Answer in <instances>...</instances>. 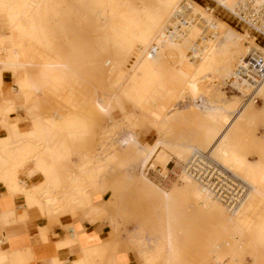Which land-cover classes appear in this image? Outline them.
<instances>
[{
  "label": "bare ground",
  "instance_id": "6f19581e",
  "mask_svg": "<svg viewBox=\"0 0 264 264\" xmlns=\"http://www.w3.org/2000/svg\"><path fill=\"white\" fill-rule=\"evenodd\" d=\"M108 1L111 0H73V2L78 5L79 9L76 13V17L80 22H89L90 29L92 33L96 35V39H94L95 41L89 47L88 51L72 49L70 52L65 53L61 51V45L64 44L66 38L63 36L64 34L62 36L53 37L59 41V44L54 50H51L47 47V43L41 41L43 39V34L46 33L41 25H38V27L35 28L27 27L26 22L34 18V14L42 10L43 7L44 9H47L43 4L44 0H26L24 4L18 2L8 4L9 0H0L1 27L6 29L5 31L8 34L7 43L9 44V47L5 49L6 55H3L4 57L0 56V67L17 65L25 70V78L18 81L17 85L19 91L23 93L26 98L25 106L36 112L33 124H31L33 127L38 126L49 129L45 132V136L48 138L51 134L68 135L67 133L61 132L70 126H74L77 129L76 131H80L84 135L94 134L97 126L100 125L99 121L101 118L108 115H110V120L113 123H110V127H106V130L104 131L106 133L113 131L117 127H122V125L124 127L127 126L129 129L131 128L128 125H131L132 123L133 125H136V129L130 133L129 130L128 135H126V133H120V136L118 135V137L113 135V138L110 141L107 140L108 142L102 141V145L100 144V146L97 147V150L101 153H96V159L92 156L90 160L93 162L80 166L79 175L82 177L89 176L92 179L90 183L97 186L100 190L103 189L102 169L110 168L112 163L114 164H112L113 167L120 169L121 171H129L130 173H133L135 170H144L145 165L150 162L148 159L154 154L161 156V160L165 159L164 153L161 154L160 151L158 152L159 145L163 144L162 138L157 137L153 142L151 141L152 143L143 142V139L139 136L141 124H152L161 132L163 130L167 131V129L168 133L174 134L178 132L176 128L175 131L172 129L169 130V128H172L176 123L175 117L179 113L176 112L175 105H173L174 100H176V98L178 99V97H187L188 94H193V90L198 82L217 77L215 67L220 64L222 59L226 58V53L228 52L229 47H232V50L236 54H243L241 35L229 37V35L225 34V27L223 24L215 23L213 27H210L206 19L202 16V13H205L206 10L202 7L199 8L193 0H154L158 3L156 7V9L158 8L156 14L158 20L155 24L149 26V29L145 33H138V31L131 32L129 30V24L124 21L126 11L123 9L118 10L115 13V20L112 22V25L108 27L110 20L107 17V11L101 9V5ZM216 2L223 4L229 10L233 11L238 0H216ZM70 4L72 3L70 2ZM56 7L59 9L63 8L62 2H58ZM23 20L26 22L24 23ZM35 32L38 33L36 39H38V43L40 41L45 52L42 54V58L36 57L32 62L28 60L30 55L29 42L32 40ZM191 32H200V35L203 38L207 37L209 32L212 33V41L206 46L207 50L204 52V57L206 58L204 64L197 65L200 58L192 52H185V56L177 63L167 65L166 63L156 61L155 54L158 53V51L169 50L172 45L181 44L184 40L188 39L187 35ZM243 34L247 37L245 33ZM112 45L116 46L115 55L110 56L107 60L103 61L101 53L107 52L111 49ZM251 48L252 47H249L248 51ZM247 52L245 53V56ZM128 59H131V61H128ZM125 62L130 63L126 64ZM32 64H34L36 68L37 78L35 79L31 78L29 74V66ZM195 64L197 65V67L195 66L196 71L191 72L184 68L185 65L190 67ZM84 65L89 68L109 66V69L111 68V70L114 71L111 78L113 79L112 81H114L113 85L116 87L110 88L103 86L100 87V89H96L92 97L89 98L85 110H74L73 115H77V118L79 119H76V122L74 123L70 122L71 116L65 119L60 115H57V117H54L51 114L46 115L47 112L41 110V102L37 95L48 91L52 98H60V96H58V94H60V83H69ZM248 81L249 80H247V82ZM238 83L240 92H243V80L242 82L239 80ZM70 91L73 90L71 89ZM256 95L260 97L262 101L261 104L257 105L253 101L247 100L242 109L240 111L238 110V113L236 112L237 115H239L244 108H255L258 112L264 113V81L256 88ZM153 97L159 99L161 103L158 108L151 107L149 104V101ZM126 101H130L135 107L134 113L128 111L127 116L124 114L121 106V104ZM8 103H10V106H8L9 108L16 109L13 103ZM177 103L175 102L176 105L180 104ZM3 105H5V103H3ZM58 108L59 107L57 106L56 113L59 110ZM115 111H119L122 116L118 119L113 118L112 113ZM142 111L146 113L148 112L150 120L144 121L139 117V114ZM235 116L233 117L235 118ZM191 123L193 122L190 121V125ZM200 123L201 122H198L199 125L196 123H193L194 125L192 124L194 130L191 131V134L194 137L200 134ZM205 124L206 126L204 125L205 127L202 128V130L215 132V129H217L215 126L216 124ZM229 127L230 123L225 125L221 131L219 130L220 132L219 136H217V142H220L223 139ZM97 133L99 134V132ZM180 133L181 132H179V137L176 141L177 144L179 143V139H181ZM108 135L110 136V133ZM257 140V135H252L249 143L251 144L250 146H255ZM109 143L114 149L111 155L109 154V156H105L102 152L103 150L106 151L108 150L107 148H110V146H107V148L105 147V144ZM214 143H216V141ZM213 148L212 145L211 148L206 150L195 148L192 152L194 150L207 151L213 157ZM45 150L50 158V164L48 165H44L42 162L38 161V158L35 155L36 153L34 154L33 150L27 153L19 162V165L23 167L29 160L32 161L34 166L33 171L39 172L42 176V181L39 184L27 185L24 180L18 178V172L11 169L0 170V179L6 182V186L10 190L9 193L12 195L9 197H15L13 195L20 193L23 197L22 205L24 207H32L42 213L50 210L48 196L44 195L46 193V190L44 189L49 183L47 178L50 176V169L59 167L60 163L67 159V155L62 149L55 150L52 146L48 145V143L45 145ZM126 151L129 153L125 154ZM177 153H180V155L182 154L181 152ZM190 154L184 159L178 158V154L177 157L169 156V159L176 157L180 160H186ZM220 156L222 163L218 162L231 170L233 174L241 179L246 185L244 198L233 209H228L223 203L214 198L206 189L201 187L195 180L187 175H182L179 181L172 183L171 186L179 184L176 188L182 191L187 202L194 208V210L196 209V211H199L202 208L205 209L207 213L218 212L219 220L215 227H224L230 236L232 231L239 232L240 229L245 228V225H248L247 219L240 217L238 212L249 200L250 194H256L258 196V202L264 203V153L261 152L258 155H255L245 152V154H242L241 152H238L234 146L227 144L225 148L221 149ZM152 163L155 164L153 161ZM166 163L164 165H157L165 167ZM232 167L239 170L242 177L234 172ZM143 170V176L147 178ZM30 173L31 170L28 171V174ZM147 179L150 180L149 178ZM150 181L161 189H168L171 187H161L152 180ZM116 184V182H113L114 186ZM87 188L73 184L65 192L67 196L66 199L72 201L81 195H85L86 199H84L86 200V205L92 212H94L99 208H102V206L92 204L91 198L88 196L89 193L86 190ZM138 189L140 193H143L147 197H159V208L155 212V216L159 217L161 232L156 237H158L157 239H160L162 248L167 250V253H169L173 259H176L180 244L179 238L181 237L179 230L176 228L180 219V214L174 209H170L168 206L169 200L175 194L172 192L159 193L150 183H147L145 186H140L139 184ZM14 210L15 207L12 204L9 210L4 212L0 211V222L3 224L16 223V218L13 220L10 219ZM117 214L118 213H114L112 215V224L110 225L112 230H116L119 227L120 221ZM216 230L217 229H214L213 232ZM251 230L253 232L252 240L254 244H252L253 242L251 243L253 250L251 249V252L249 253L247 251H240L238 247V249H236L233 244L241 235H234L237 236L238 239L236 238L237 240L234 239V241H232L233 247L230 248L227 253H221L216 250L217 238L215 234L207 237L205 244L209 250L214 252L210 264H240L239 259H241L242 255L246 253H248L246 256H249L253 260V264H264V226H256V228ZM232 237H230V239ZM127 240L130 243L137 242L141 243V246L143 245V248L139 251L143 258L144 253H146L145 251L150 247L151 238H147L141 233H134L129 235ZM2 241L4 243V240H1L0 242ZM236 245L238 246V243ZM256 248L258 249L256 250ZM249 250L250 249H248V251ZM7 254L8 249L4 251L0 249V264H9L6 260ZM246 256L244 257L246 258ZM73 264H78V262L75 261Z\"/></svg>",
  "mask_w": 264,
  "mask_h": 264
},
{
  "label": "rangeland",
  "instance_id": "374dc122",
  "mask_svg": "<svg viewBox=\"0 0 264 264\" xmlns=\"http://www.w3.org/2000/svg\"><path fill=\"white\" fill-rule=\"evenodd\" d=\"M25 1L26 0H9L8 4L13 2L24 4ZM60 1L62 2L63 8L59 9L56 5ZM193 1L199 8L202 7L206 10L205 13H202V16L206 19L210 27H213L215 23L223 24L225 27V34L229 35V37L241 35L243 54L238 55L232 50V47H229V50L226 53V58L222 59L220 64L215 67L217 77L198 82L193 90V94H188L187 97H178V99L176 98V100H174L173 105H175L174 107L175 110H177L176 112L179 113L175 117L176 123L172 126V128H169V130L172 129L175 131L176 128L178 132L174 134L168 133V127L166 128L167 131L163 130L161 132L152 124H149L147 129L140 132L143 142L152 143L157 137H161L163 140V144L158 147V152L160 151L161 154L164 153L165 159L161 160V156L154 154L148 159V161L150 160L155 164L164 165L169 159V156L177 157L178 154V158L184 159L192 152L193 149L198 148L206 150L211 148V145L214 147L212 155L220 163H222L220 156L221 149L225 148L227 144L234 146L238 152L245 149V152L255 155H258L261 152L264 153V143L260 139V136H264V113L258 112L255 108H244L241 113L237 115L245 104V102H241V95L243 94L244 89L243 92H240L238 88L240 78L238 77L237 70L243 63L245 53L248 51L249 47H258V44L254 41L252 34L246 30L244 26L236 24V21L229 13L231 10L223 4L216 2V0ZM70 2L72 4H70ZM43 4L47 7V9H44L43 7L42 10L34 14V18L31 20H28L27 22L23 20L24 23H27V27L35 28L38 27V25H41L46 32L43 34V39L41 41L47 43V47L51 50H54L59 44V41L53 37L62 36L64 34L63 36L66 38L64 44L61 45L62 52L67 53L72 49L88 51L89 47L94 43L96 35L92 33L89 22H80L76 17V13L79 10L78 5H76L73 0H44ZM157 4L158 3L154 0H111L104 2L101 5V9L107 11V17L110 20L108 27L111 26L112 22L115 20V13L118 10L123 9L126 11L124 21L129 24V30L131 32L138 31V33H145L149 29V26H152L158 20L156 18L158 11V8L156 9ZM1 26L0 22V27ZM243 33H245L247 37L244 36ZM37 36L38 33L35 32L32 40L29 42L30 55L28 60L32 62L36 57L42 58V54L45 52V49L41 45L40 41L38 43V39H36ZM187 36L188 39L184 40L181 44H174L169 50L158 51V53L155 54L156 61L166 63L167 65L177 63L185 56V52H192L200 58L197 65L204 64L206 62L204 52L207 50L206 46L212 41V33L209 32L208 36L205 38L200 35V32H191ZM115 50L116 46L112 45L111 49L107 52H102L101 56L103 61L107 60L110 56H114ZM129 60L131 61V59H128V61ZM125 63L129 64L130 62ZM197 65L195 64L190 67L185 65L184 68L192 72L196 71ZM85 66L86 65L79 69V72L74 76L73 80L69 81V83H60V94H58V96L64 99V101L66 100L65 102H67V106L65 104H61L58 106L59 110L57 113V109H55V112L51 114L52 116L57 117V115H60L65 119L71 116L70 122L74 123L76 122V119L79 120L77 115H73L74 110H85L87 108L86 104L89 98L92 97L96 89H100V87L103 86L110 88L116 87L113 85L114 81H112L113 79L111 78L114 71H112L111 68L109 69V66H100L99 68H89L88 66ZM14 67L18 66L6 65L1 66L0 69L1 71H4ZM29 70L36 72L34 64L29 66ZM14 71L17 70L15 69L13 72ZM243 82L246 91V86L249 85L250 82H247V80ZM70 88L73 91H70ZM175 102L180 104L176 105ZM261 102L262 101L260 100V102L256 104L260 105ZM149 104L151 107L158 108L161 103L159 99L153 97L149 101ZM180 105H183L184 107ZM185 105L190 106L187 107ZM121 106L126 116L128 115V111L134 113L135 107L130 101L123 102ZM22 109L26 111L31 119L36 116V112L30 110L27 106ZM14 110L15 108H5L0 111V116H6L9 112ZM121 116L122 115L119 111L112 113V117L115 119H118ZM203 116L211 118L212 122L209 123H213L214 125L216 124L215 126L217 129H215V132L202 130L198 136L194 137L191 134V131L194 130L193 125L195 123L199 125L198 122H201L199 118H202ZM233 116H235L236 119ZM139 117L144 121L150 120L148 112H140ZM244 117L245 121L242 119ZM190 121L194 124L191 123L190 125ZM111 122L110 115L102 117L99 121L100 125L97 126L94 134L84 135L80 131H76L77 129L74 126H70L61 132L67 133L68 135L51 134L48 138H46L47 136H45V132L49 130L47 128L32 126L31 130L21 133L17 129L16 122L8 123L11 125L9 126L4 121V124L8 126V136L4 140H0V146L4 149L8 148L9 153L6 158H3L0 155V170L11 169L18 172L22 167L19 165V162L32 150L34 151V154L36 153L35 155L38 158V161L42 162L44 165L50 164L49 155L45 150L46 143L52 146L55 150L62 149L67 155V159L62 161L59 167L50 169V176L47 178L49 183L44 189L46 190L44 195L48 196L50 210L42 213L35 208L26 207L28 210H34L44 218L53 217L55 219L64 214L73 216L79 210L85 213L92 212L86 205L85 195H81L72 201H68L66 199L67 196L65 192L73 184L80 187H88L86 189L87 192L89 189L97 187L90 183L92 179L89 176L82 177L79 175L80 166L93 162L90 160L92 156L96 159V153H101L97 150V147L100 146L102 141L108 142L113 138V135L118 137L120 133H126V135H128L131 131L136 129V125H133V123L128 125L132 130L127 126L124 127L122 125V127H117L113 131L109 132L111 136L110 138L108 135L109 133L104 131L107 126L110 127L113 123ZM229 123L230 127L223 139L220 142H217L219 132ZM6 125L3 126L6 127ZM243 125H245V134L242 131ZM97 132H99V134ZM179 132H181V139H179V143L177 144L176 141L179 137ZM187 132H189V135H186ZM252 135H257L258 140L255 146H250L251 144H249ZM215 141L216 143H214ZM110 143L105 144L106 148L107 146H110V148H107L108 150H103L102 154L105 156H109V154L111 155L114 149L113 146L111 147ZM177 152H181L182 154L180 155V153ZM128 153V151L125 152V154ZM28 162L32 163L30 160ZM112 164L110 168L102 169L103 189L101 191L103 194H107L102 208H105V210L109 212L107 223L109 231H107V235L104 240L111 243L110 248L107 249V251L135 250L139 253V251L143 248V245L141 246V243L137 242L130 243L127 240L128 236L134 233H141L147 238H151L150 247L147 251H145L146 253H144V257L142 258L139 253L143 264H210L213 259L214 252L207 248L205 241L207 237L213 234H215L217 238L216 250L221 253H227L229 249L233 247V244L235 248H239L240 251H247L249 253L251 252V249L253 250L251 246L254 244L252 240L253 232L251 230L253 227L250 226V217L259 209L258 206H264V203L258 202V196L256 194H250L249 200L238 212L240 217L247 219L248 225H245V228L240 229L239 232L234 231V233L232 231V234L229 232V236L224 227H215L217 226L216 223L219 220L218 212L207 213L206 210L202 208L199 211H196V209L194 210V208L187 202L186 197L182 194V191L176 188L179 184L173 186L169 185L171 187L168 188V186V189H161L143 176V169L141 171L135 170L133 173H130L129 171H121L120 169L113 167L114 164ZM232 170L242 177L239 170L235 167H232ZM113 182H116L117 184L114 186ZM147 183L153 185L159 193L172 192L175 194L169 200L168 206L170 209H174L180 214V219L176 228L179 230L182 238H179L180 244L176 259H173L171 255L167 253L168 251L162 248L160 239H157L158 237H156L161 232L159 217L155 216V212L159 208V197H147L143 193H140L138 189L139 184L140 186H145ZM7 190L9 196H12L11 193H9L10 190L8 187ZM16 195H19L16 197L23 200L22 194L17 193ZM88 196L90 195L88 194ZM22 206L23 205L20 207ZM14 211L10 216L11 220L16 218L14 217ZM114 213H118L117 216L120 221L119 227L116 230H112L110 226L112 224L111 220ZM214 229L217 230L213 232ZM235 234H237V236L241 235L238 237L239 239L237 236H234ZM230 237L233 239L231 238V240ZM234 239L237 241H234ZM232 241H234L233 244ZM237 243L238 246L236 245ZM248 249L250 250L248 251ZM257 249L258 248H256V250ZM9 253L10 251H8L7 254V262L9 261ZM246 254L242 255L241 259L243 260L239 259L240 264H253V260L249 256H246ZM10 256V260L14 262L18 258V254L13 252H11ZM244 256H246V258ZM20 262H22V259H20L17 263ZM77 262L78 264H86V259ZM8 263L11 264L10 262Z\"/></svg>",
  "mask_w": 264,
  "mask_h": 264
},
{
  "label": "crops",
  "instance_id": "0c3cea01",
  "mask_svg": "<svg viewBox=\"0 0 264 264\" xmlns=\"http://www.w3.org/2000/svg\"><path fill=\"white\" fill-rule=\"evenodd\" d=\"M0 30V56L4 57L5 49L9 47L8 34L2 27ZM15 69L17 71L13 72ZM29 74L31 78H37L35 71L29 70ZM24 78L25 70L19 66L4 71L0 69V111L10 106L8 102L13 103L16 107L6 116H0V140H4L8 136V126L6 125L8 123L16 122L17 129L21 133L32 129L31 124L34 118L31 119L22 109L25 106L26 98L19 91L17 85V82ZM37 97L41 102V110L46 111V115L53 114L57 106L61 104L67 106L66 100L54 99L48 91L38 94ZM199 119L201 121L200 131L206 126L205 123L212 122L211 118L204 116ZM242 119L245 121V117ZM148 127V124L143 123L140 129L144 130ZM140 129L139 132L142 131ZM242 131L245 134V125H243ZM186 135H189V132ZM139 136L142 138L141 133ZM260 139L264 143V136H260ZM8 153V148L4 149L0 146V155L3 158H6ZM241 153L245 154V149ZM33 169L32 163L28 162L19 169L18 178L24 180L27 185L39 184L42 181V176ZM29 170H31L30 174H28ZM0 180V211L9 210L12 204L16 207L14 211L16 223L3 224L0 222V241L4 240V243L0 242V249L10 251L8 262L11 264H73L75 261L85 259L86 264H143L139 253L135 250L107 251L111 243L104 240L107 231H109L107 225L109 212L105 208H99L91 213L79 210L73 216L64 214L57 219L44 218L34 210H28L24 206L20 207L23 200L16 197L19 195L9 197L6 182ZM88 193L93 205L103 206L107 194H103L98 187L89 189ZM258 207L259 209L250 217V226L253 229L256 226H264V206ZM11 252L18 254L15 262L10 260ZM20 259L22 262L17 263Z\"/></svg>",
  "mask_w": 264,
  "mask_h": 264
},
{
  "label": "built area",
  "instance_id": "2783aa9c",
  "mask_svg": "<svg viewBox=\"0 0 264 264\" xmlns=\"http://www.w3.org/2000/svg\"><path fill=\"white\" fill-rule=\"evenodd\" d=\"M230 15L236 24L244 26L257 42L246 54L237 70L240 82L249 80L241 102H260L256 88L264 81V0H238ZM260 44V45H259ZM147 178L167 187L187 175L206 189L228 209L236 207L245 196L246 185L231 170L215 160L209 152L194 150L186 160L172 157L165 167L148 162L144 167Z\"/></svg>",
  "mask_w": 264,
  "mask_h": 264
}]
</instances>
